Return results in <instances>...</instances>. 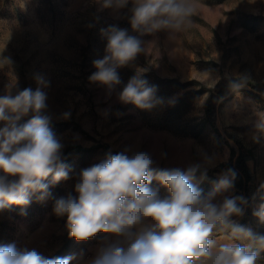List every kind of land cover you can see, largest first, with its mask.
Segmentation results:
<instances>
[{
  "label": "rangeland",
  "instance_id": "rangeland-1",
  "mask_svg": "<svg viewBox=\"0 0 264 264\" xmlns=\"http://www.w3.org/2000/svg\"><path fill=\"white\" fill-rule=\"evenodd\" d=\"M189 2L195 10L185 30L140 35L129 23L131 2L116 9L104 7V0H0V58L11 61L5 65L0 62V96L29 87L35 90L38 85L34 77H44L49 84L43 90L47 93L51 124L58 123L50 127L56 128L54 133L63 144L62 155L69 170V179L50 185L51 196L45 200L43 211L32 201L26 208L12 205L0 210V244L25 247L27 238L44 219L56 225L48 246L62 243L67 217L54 213L55 200L69 194L78 196L75 183L79 172L99 163L109 152H146L154 166L182 169L202 162L207 155L214 158L213 166L208 168L211 170L229 160L230 145L236 151L251 153L247 163L253 175L251 207L235 219L264 235V224L253 214L264 203V193L259 190L264 183V136L258 143L251 138L258 115L264 114V100L250 93L244 84L217 107L220 134L206 126L196 138L156 127L165 103L140 111L118 99V93L138 70L180 81H198L189 86L192 88L208 89L221 77L231 75L255 82L264 80V0ZM110 26L138 36L144 48L134 61L117 70L121 84L111 94L103 85L89 80L96 71L93 61L105 55L107 41L102 30ZM158 91L156 96L166 102L164 90ZM206 95L204 91L193 100L188 115L202 116ZM65 112L70 113L68 119L62 118ZM76 144L85 150L72 149ZM93 145L99 147L90 149ZM225 171L220 166L208 175L209 188L200 187L204 194L212 190ZM223 195L244 196L235 188ZM17 211L25 215L18 216ZM105 235L98 242L94 238L75 240L76 249L70 250L75 259L71 263L89 264ZM217 240L226 242L223 236ZM258 264H264V252Z\"/></svg>",
  "mask_w": 264,
  "mask_h": 264
},
{
  "label": "clouds",
  "instance_id": "clouds-1",
  "mask_svg": "<svg viewBox=\"0 0 264 264\" xmlns=\"http://www.w3.org/2000/svg\"><path fill=\"white\" fill-rule=\"evenodd\" d=\"M130 2L129 23L140 35L161 30L180 33L190 26L195 10L189 0H104L103 6L119 9ZM102 34L107 41L105 55L93 61L96 71L89 80L111 94L121 84L117 70L144 48L142 40L126 29L110 26ZM0 62L11 61L0 58ZM141 77L138 70L118 93L119 101L141 110L163 105L164 99L156 96L157 86ZM34 79L35 90L29 87L0 96V210L12 205L26 208L33 196L44 201L51 196L50 185L69 179L63 144L50 127L52 116L43 90L49 84L39 74ZM245 83L241 77L230 87L238 90ZM27 116L30 119L21 123ZM69 117L68 112L62 114ZM261 136L264 114L258 115L251 138L258 143ZM130 151L109 152L99 163L82 169L75 183L78 196L55 200L53 211L67 217L69 238L87 241L106 234L89 264H258L264 235L234 219L243 216L247 199L223 195L234 188L235 170H226L204 194L199 185L207 180L214 158L205 155L202 162L183 169L159 168L150 154ZM153 180L166 195L149 187ZM253 214L264 224V203ZM218 236L226 242H219ZM73 259L49 258L15 243L0 244V264H71Z\"/></svg>",
  "mask_w": 264,
  "mask_h": 264
},
{
  "label": "trees",
  "instance_id": "trees-1",
  "mask_svg": "<svg viewBox=\"0 0 264 264\" xmlns=\"http://www.w3.org/2000/svg\"><path fill=\"white\" fill-rule=\"evenodd\" d=\"M215 1H220V0H215ZM241 77L242 76H233V75L223 76L211 88L208 89L204 87H199V88L189 87L195 85L198 82L196 80L180 81L176 77H160L156 74H153L151 71H143L141 78L147 80L150 86L151 85L157 86L156 93L159 92L158 91L159 89H163L164 94L167 97L166 102L161 109L163 114L162 118L158 121L156 127L167 129L176 133H180L181 135H189L198 138L201 136L206 126H209L217 134H220V130L216 123L217 107L221 102H223L225 99L230 98L234 94V92L237 91L235 89H232L230 85L233 82H237ZM243 78L246 79L245 85L249 87L248 90L250 91V93L264 100V80L255 82L246 77ZM180 88L182 89L184 88V89L181 91ZM204 91H207V95L202 105V110H203L202 116L197 117L193 115L191 116L188 115L189 111L193 108V104H192L193 100ZM169 100L174 101V103L169 104L168 103ZM138 110L144 111L141 109ZM25 119L26 117L22 118L21 122H23V120ZM57 124L58 123H53L50 126H55ZM55 130L56 128L52 127V131L54 132ZM97 147H99V145H93L92 147H90V149ZM72 149L81 152L85 150L84 147L78 144L72 145ZM116 153H118V151H115V154ZM250 158H251L250 152L248 151L246 152L242 149L236 151L235 147L230 145L229 160L224 163H221L218 167L207 171V177L208 175L211 174L212 171L217 170L220 166H223L225 170L233 169L236 171L237 178L234 182V188L237 191L242 192L245 196L243 197L247 199V205L244 209L245 211H248L250 209L251 201H252L250 191L252 188L253 175L249 167V164L247 163V161ZM155 167L166 168L162 166H155ZM209 182L210 179L207 178V180L201 183L199 187L209 188L208 187ZM261 185H264V183H261L259 185L260 192H261ZM149 187L153 189L158 188L160 195L162 196L167 194L166 189L161 187L159 183L155 180L152 181ZM31 201L33 204H37V207L42 209L41 211L45 209V204H46L45 200L38 201L36 199V196H33ZM17 214L18 216H22L25 215V212L17 211ZM235 218L236 217H234V219ZM66 222L67 220L64 223V240L60 245V247L57 248L52 254L48 256L49 258L70 256L71 255L70 250H73L74 248L76 249L75 246L73 248V243L75 242V239L69 238ZM37 224L38 223H36V225ZM103 236L104 233L97 234L95 237H93L94 242L100 241Z\"/></svg>",
  "mask_w": 264,
  "mask_h": 264
},
{
  "label": "crops",
  "instance_id": "crops-1",
  "mask_svg": "<svg viewBox=\"0 0 264 264\" xmlns=\"http://www.w3.org/2000/svg\"><path fill=\"white\" fill-rule=\"evenodd\" d=\"M55 226L56 225L53 223H45L44 219V221L32 231L31 236L27 238L25 247L35 248L48 257V255L52 254L62 244H56L52 248L48 246L49 237L53 234Z\"/></svg>",
  "mask_w": 264,
  "mask_h": 264
}]
</instances>
